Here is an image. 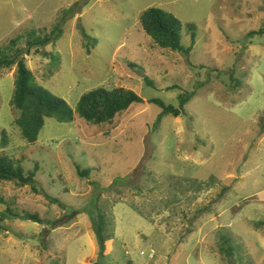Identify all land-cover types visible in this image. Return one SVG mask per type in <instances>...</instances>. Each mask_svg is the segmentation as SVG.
I'll list each match as a JSON object with an SVG mask.
<instances>
[{
  "label": "rangeland",
  "instance_id": "obj_1",
  "mask_svg": "<svg viewBox=\"0 0 264 264\" xmlns=\"http://www.w3.org/2000/svg\"><path fill=\"white\" fill-rule=\"evenodd\" d=\"M149 7L182 22L184 47L195 24L189 55L141 28ZM57 22L55 45L25 58L34 83L72 107V121L47 117L27 141L11 104L16 65L0 70L8 138L0 153L26 172L37 168L39 190L0 179V214L9 206L22 217L0 229V264H264V33L249 35L264 27V0H0V48L21 35L24 47L28 32L49 33ZM81 30L98 40L90 52ZM44 51L59 53L52 72ZM99 86L131 89L143 102L112 123H89L76 104ZM192 90L182 115L152 128L161 108L149 99L178 106ZM77 166L92 171L82 177ZM96 209L106 217L105 255Z\"/></svg>",
  "mask_w": 264,
  "mask_h": 264
},
{
  "label": "trees",
  "instance_id": "obj_2",
  "mask_svg": "<svg viewBox=\"0 0 264 264\" xmlns=\"http://www.w3.org/2000/svg\"><path fill=\"white\" fill-rule=\"evenodd\" d=\"M78 2L64 10L63 16L68 13L75 14L77 12ZM61 22H57L49 33L37 34L35 31H30L25 36V46H19V41L23 42V37L17 36L10 40L9 45L0 48V70L10 68L16 65V73L14 78V89L11 97V104L19 111V115L14 119V123L19 128L21 135L30 143L38 139L40 131L45 125L47 117H54L59 121H72L74 117L72 107L62 98H59L43 87L34 83V75L31 69L26 64L25 54L37 55L41 52L40 48L53 44L60 39L63 30ZM141 28L153 38L154 42L164 49H170L176 52H183L189 55L196 42V26L193 23L187 24V29L191 33V44L184 47L181 44L182 22L171 12L165 11L158 7H149L140 15ZM83 32L86 51L90 52V45L96 44L97 39L91 38L87 33ZM264 33V27L259 30H252L249 35ZM43 56L50 57L52 69L56 67L60 60L59 53L44 51ZM42 55V54H41ZM134 62H132L133 64ZM147 84L153 82L145 77ZM172 88V87H171ZM195 91H186L179 95V104L175 106L171 103H165L161 98H151L149 102L159 105L160 113L152 124L153 129H157L165 115H173L175 117L182 115L185 112V105L195 95ZM143 98L131 89L124 87L107 88L99 86L84 93L76 104V112L80 118L89 123H112L118 115L126 111L132 104L142 103ZM264 119V114L261 117ZM8 144L7 132L3 130L0 133V147H5ZM37 166V165H36ZM36 169L26 172L20 162L15 161L6 153H0V179L12 181L18 186L30 185L32 189L38 192L35 186ZM78 174L86 177L92 171L91 168H80L77 166ZM48 198L55 203H59L58 198ZM97 199V198H96ZM22 218L21 215L15 213L11 207H6L4 212L0 214V229L3 228L6 219ZM26 219L39 224H44L45 219L38 214H27ZM104 213L100 209H96L94 217H92L93 230L96 235L100 254L105 255L107 241L109 239L106 233V219ZM260 224H264L260 222ZM228 242V240H226ZM231 248L228 247L226 253L229 255Z\"/></svg>",
  "mask_w": 264,
  "mask_h": 264
}]
</instances>
